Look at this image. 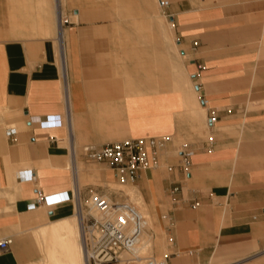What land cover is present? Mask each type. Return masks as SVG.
<instances>
[{
	"label": "crops",
	"instance_id": "obj_1",
	"mask_svg": "<svg viewBox=\"0 0 264 264\" xmlns=\"http://www.w3.org/2000/svg\"><path fill=\"white\" fill-rule=\"evenodd\" d=\"M166 1L0 0V264H36L34 230L74 216L31 206L72 188L73 151L86 199L115 178L82 147L145 136L170 137L135 183L168 264H264V0Z\"/></svg>",
	"mask_w": 264,
	"mask_h": 264
},
{
	"label": "built area",
	"instance_id": "obj_2",
	"mask_svg": "<svg viewBox=\"0 0 264 264\" xmlns=\"http://www.w3.org/2000/svg\"><path fill=\"white\" fill-rule=\"evenodd\" d=\"M158 6L165 8L168 3L158 0ZM66 24L67 20L62 18L60 32ZM202 102L206 104L205 99ZM216 117V110H211L208 122L214 123ZM169 140V136L127 138L102 147L87 144L82 147V153L87 162H101L112 170L116 184L134 186L142 170L158 166L161 152ZM176 155L178 167L188 172L191 151L181 147L176 150ZM72 157L75 159L74 151ZM166 169L171 171L173 166L166 165ZM20 176L29 178L31 173L22 172ZM116 191L122 192L121 189ZM82 200L74 173L73 186L69 191L48 194L37 192L31 206L72 202L80 221L82 247L90 264H168L166 256L136 254L146 229V215L133 200L112 197L96 190H90L84 203ZM197 205L198 202H195L192 207ZM7 246V239L0 240L1 250H6Z\"/></svg>",
	"mask_w": 264,
	"mask_h": 264
},
{
	"label": "bare ground",
	"instance_id": "obj_3",
	"mask_svg": "<svg viewBox=\"0 0 264 264\" xmlns=\"http://www.w3.org/2000/svg\"><path fill=\"white\" fill-rule=\"evenodd\" d=\"M74 166L75 177L79 191L83 184L81 183L82 179L80 180V169L77 167V157H75ZM77 171L79 172L78 175ZM129 200L132 199L129 197ZM137 200L138 199L135 201ZM138 201L136 203H139ZM139 209L145 214L140 206ZM146 228H148L147 217ZM35 231L38 235V238H40L44 243H42L44 246H42L43 264H90L85 256V252L81 243V228L77 210L75 211L74 216L40 226L36 228ZM143 233L140 244L136 248V254L139 256L146 255L144 253L145 250L147 251L148 249V244L143 241Z\"/></svg>",
	"mask_w": 264,
	"mask_h": 264
},
{
	"label": "rangeland",
	"instance_id": "obj_4",
	"mask_svg": "<svg viewBox=\"0 0 264 264\" xmlns=\"http://www.w3.org/2000/svg\"><path fill=\"white\" fill-rule=\"evenodd\" d=\"M113 1L114 0H112L111 6L114 5L113 4ZM156 6L159 9L157 0H156ZM113 10L118 13V11L116 9H114V6H113ZM176 56H178L179 59L180 58H183V57L180 56V48H179V53H178V51L176 52ZM185 86L188 87L190 85H189V83H185ZM178 147H179V145H178ZM173 155H175L176 158H177L176 153H174ZM90 163H93V162H89V164ZM77 164H78L79 169H80V180L82 179L81 180V183L84 185L86 183L83 181V175L81 173V171L83 170L84 162H83L82 159L78 158V163ZM88 183L89 184H92V185H101L106 190V193L108 195H111L112 197L125 198V199H127V198L130 197V199H132L135 203L139 200L138 201L139 203H136V204L141 207V209L145 212L146 217L148 219V228H146L145 229V232L143 233V241L148 244V249H147V251L145 250V253L144 254H146V255H154L156 257H165L166 256V258L168 260L169 252H168V250H166L165 245H164V249H162V250L159 249V241H162L163 243L166 242V237H164L163 240L162 239H159V238H155L149 232L150 229L158 232V228L155 226V224L153 225V222L151 220L152 215L149 213L148 208H147V204H146V202L144 200L143 195L141 194L140 190L138 189L137 185H134V186L119 185V184H116L114 181H111V182H109V181H101L98 177H96L95 179L91 180ZM116 189H121L122 192H117ZM136 199H138V200L135 201ZM82 203H84V199L82 200ZM33 233L38 238V235H37V233H36L35 230H34ZM38 239L40 240L41 246H43L44 243L41 241L40 238H38ZM35 242H36L37 247H38L39 252H40V255L37 254V258H38L39 261L37 260L38 262L36 264H43L42 263L43 254H42V250L41 249L44 246L41 247V246H39V244H38L37 241H35ZM154 250H157L159 252L154 253ZM146 252H148V253H146ZM91 264H94V263H91ZM109 264H115V263H109Z\"/></svg>",
	"mask_w": 264,
	"mask_h": 264
}]
</instances>
